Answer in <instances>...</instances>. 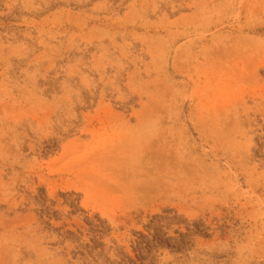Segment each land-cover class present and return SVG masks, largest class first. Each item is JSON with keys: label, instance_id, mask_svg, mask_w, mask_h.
<instances>
[{"label": "rangeland", "instance_id": "1", "mask_svg": "<svg viewBox=\"0 0 264 264\" xmlns=\"http://www.w3.org/2000/svg\"><path fill=\"white\" fill-rule=\"evenodd\" d=\"M0 264H264V0H0Z\"/></svg>", "mask_w": 264, "mask_h": 264}]
</instances>
